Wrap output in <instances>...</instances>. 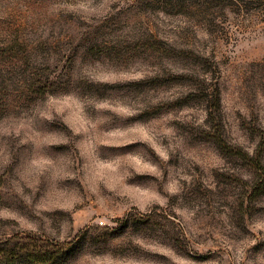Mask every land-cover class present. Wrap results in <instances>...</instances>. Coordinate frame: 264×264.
<instances>
[{
  "label": "rangeland",
  "instance_id": "obj_1",
  "mask_svg": "<svg viewBox=\"0 0 264 264\" xmlns=\"http://www.w3.org/2000/svg\"><path fill=\"white\" fill-rule=\"evenodd\" d=\"M26 245L264 264V0H0V264Z\"/></svg>",
  "mask_w": 264,
  "mask_h": 264
},
{
  "label": "trees",
  "instance_id": "obj_2",
  "mask_svg": "<svg viewBox=\"0 0 264 264\" xmlns=\"http://www.w3.org/2000/svg\"><path fill=\"white\" fill-rule=\"evenodd\" d=\"M197 80L199 83L196 84V87L188 95L194 97L197 96L196 92H199L205 96L207 121L214 129H218L222 117L221 88L218 83H213L207 75H197ZM24 248L29 260L42 264L53 262L64 253V249L60 245H55L52 251L43 249V247L39 248L37 245H26Z\"/></svg>",
  "mask_w": 264,
  "mask_h": 264
}]
</instances>
